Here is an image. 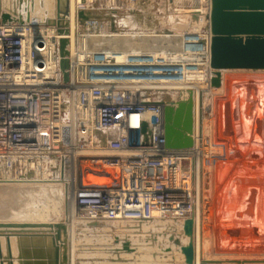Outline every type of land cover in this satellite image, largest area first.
Listing matches in <instances>:
<instances>
[{
    "label": "built area",
    "instance_id": "obj_1",
    "mask_svg": "<svg viewBox=\"0 0 264 264\" xmlns=\"http://www.w3.org/2000/svg\"><path fill=\"white\" fill-rule=\"evenodd\" d=\"M206 1L205 18L210 10ZM138 2L87 0L76 5L75 43L67 47L68 81L60 66L63 36L55 25L56 15L45 24L34 16L28 20L30 12L21 16L0 9L1 186L61 184L71 201L70 218L81 223L140 224L159 212L173 218L185 210L184 194L194 197L190 190L197 162L209 169L223 149L199 131L192 148L167 149L164 107L177 99L175 92L188 88L189 76L206 70L204 62L184 60L182 55L201 54L210 61L211 33L208 25L200 33H114L112 15L110 22L92 16L98 7L116 14ZM80 12L89 18H79ZM3 13L11 19L4 21ZM151 35L168 39L150 51L133 49L139 37ZM195 35L199 50L191 49ZM125 38L131 42L127 47L115 41ZM206 97L202 95L201 108L211 113ZM86 150L89 157L81 155ZM87 160L116 170L118 183L83 184L81 164Z\"/></svg>",
    "mask_w": 264,
    "mask_h": 264
},
{
    "label": "rangeland",
    "instance_id": "obj_2",
    "mask_svg": "<svg viewBox=\"0 0 264 264\" xmlns=\"http://www.w3.org/2000/svg\"><path fill=\"white\" fill-rule=\"evenodd\" d=\"M203 1L204 0H180V1L179 0H139L137 5L126 6L124 9H122L120 12H118L116 14H112L111 12L105 11V10H103L97 6L98 8H96L95 10L92 11V16H95V17L99 18L100 20L109 21V17L112 15V17H114V19H113L114 29H115L114 33L129 34V33L141 32L143 34H151V33L161 34L162 32L182 33V32H187V31H198V33H200L201 30L205 27V25H208L207 24V18H204L203 16H201L203 14H201L200 16L196 15V17H195V15H192L190 10L191 9H201L204 11L205 6H203ZM7 2L11 3V5L13 4L12 3L13 0H7ZM11 5H9V7H11ZM52 5H53V3H52ZM6 7L8 8V5ZM51 9L52 10H49L50 13H48V16L50 15L51 17L50 16L49 17L52 19V17L53 16L55 17V15H56V5L54 4V6L51 7ZM181 20H183V22H180ZM193 29H195V30H193ZM104 31H107V28L104 29ZM134 31H137V32H134ZM228 73L230 74V75L228 74L229 76H233V75L240 76L239 74L245 73V72H241V73L236 72L235 74L231 73V72H228ZM246 73H248V72H246ZM249 73H251V72H249ZM225 75H227V74H225ZM241 76L242 77H248L247 79L250 78L252 81L251 80L247 81V79H245V80H242V81H245L244 83L241 81H236L237 84L232 83V86H230L232 91L231 90L228 91V88H225L226 89L225 91L227 94L224 93L225 92L224 90H222V93H224L226 95V97L227 96L232 97L231 95H233V97H232L233 100L235 99V101H239L240 103L245 101L244 100L245 95L246 96L250 95V97H252L254 95H257L264 88V76L263 75H261V74H252V75L244 74L243 75L242 74ZM253 79L257 80V81H254ZM233 80H234V77L233 78L231 77V81H233ZM249 82H251V83L254 82L256 86H248L247 87L248 89L246 90V84H248ZM232 87L234 90L232 89ZM235 88H236V90H235ZM217 89H219V88H217ZM230 91L232 92L231 94H230ZM240 91H243V92L241 93ZM224 94L219 95V98L225 99ZM241 95L243 97H241ZM221 96H223V97H221ZM169 98H170V96H169ZM245 98H247V97H245ZM225 104L227 105V103H225ZM234 105L235 104H233V107H234ZM263 120H264V117H263ZM262 125L264 126V124H262ZM263 134H264V129H263V132L261 133L262 137L264 136ZM246 139H248V137L247 138H241L239 140L243 141ZM258 140L260 141V138H258ZM263 140H264V138H263ZM227 141L232 142V140H230L229 138ZM253 142H255V141L254 140H246L245 144H243V145L240 144L241 146L236 148V150L240 148L239 151L237 150L240 153V151L242 150V148H241L242 146L244 148H249V150H251L252 147L255 148V146H253V145H257L258 146L257 148H259L257 152H260V155L264 154V144H261L260 143L261 141L258 143H253ZM259 144H261V145H259ZM226 148H228L227 145H226ZM254 148H252V149H254ZM260 150H262V151H260ZM230 153H232L231 150H230ZM262 168H264V166ZM247 170H249V169L247 168ZM82 172H83V177H82L83 184H87L89 182H97L103 178V174L100 171H93V170H90L89 168L82 167ZM219 175H218V177H219ZM210 179L211 178L207 179V183L209 185V188L211 186V183L209 182ZM245 179H244V181H246V180L250 181L251 180L250 178H247L246 180ZM256 181H258L260 183L259 185L261 186L264 183V173H263L262 178L258 179ZM207 183L204 187V191H206V189H208ZM102 184L105 185L104 183H102ZM20 187H22V188H20ZM46 187L49 188L50 186H45V187L43 186L42 187L41 185H37V186L22 185V186L11 187V186H1L0 185V223L20 224V222L24 220V221H27V222L33 223V224L36 222L38 224L45 223V222H57L58 224H62V225L66 224L67 225V223L70 221V219L67 222L66 205H64L65 203H63L62 205L59 206V204H57V199L53 198L52 195H51L50 199L46 200L44 197L45 191L42 190L43 188L46 190L47 189ZM262 187H263V192H264V184L262 185ZM12 188H17V189H12ZM206 193H207V191H206ZM206 193H205V197H207ZM45 194H47V192ZM261 206L263 208L261 210V212L264 213V202H263V204H261ZM64 208H65V210H64ZM31 210H32V212H31ZM64 211H65V213H64ZM32 213H34V215H36V213H38L41 217H38L39 215L38 216H32ZM205 213L206 212H204V215H205L204 217H206L205 221H206V223H209L211 220L210 219H208L209 221L207 220V214H205ZM29 214H31V215H29ZM220 220L221 219L219 218L218 223H220ZM108 223H109V225L110 224L112 225L113 222L112 223L106 222V224H108ZM52 224H54V223H52ZM98 224H105V223L96 222V223H84L83 224V223L77 221L76 227L78 229L73 228V231L69 229V225H67V226L65 225L66 228L61 230V240H59V241L56 240V229L51 228L50 224H49L50 226H48V225H36L37 227H35V228H24V229L23 228H16L18 230L14 229L12 227V228H7L6 230L0 229V231L1 232L3 231V237H5V238H7V236L22 237V240H24V242L28 243L27 245H29V244L31 245V243H29V241H30L33 243L32 245L37 246V249L46 250L48 252V255L45 254L44 257L50 258V259H48V260H50V262H48L49 264H58V262L60 263V261H62L61 262L62 264H70L71 256L74 257L75 264H158L159 262L162 263V261H164L165 264H167V262H168V264H185V259H183L184 256H183V254H180L181 252H179L178 247H176L177 244H176V246H174L175 242L173 243L172 238L168 237V235L164 234L167 232L168 233L169 232L175 233V232L171 231L169 229V227H166L167 228L166 230H164L163 228L162 229H153L152 228L153 229V231H152V229H150L151 225H152V227L155 226V228L157 227V225H155L154 223H140V225L146 226V228H148L151 231V232L150 231L145 232V228H143V229L140 227L137 228V226L139 224H131L128 222H123V223L118 224L119 226H121L120 228L115 229V228L111 227L112 230H109V229L104 230V228H101ZM93 226L95 228H92ZM167 226L171 227V225H167ZM209 226L210 227H207V229L210 231L205 233L206 239H207L206 249L208 248L209 252H210V250H213V248H214V250L216 249L217 252H227L229 250H235L238 248V246H236V245L234 246L233 243L226 240L228 237L227 233H225L227 231V226H226V224H225V226H222L221 223H220V226L218 224L220 231H219V235L216 234L218 236L217 237L218 243H217V246H215L216 245L214 243L215 241L214 240H213L214 242L212 241V238L215 234V231H214L215 226L212 225L213 229H211V227H212L211 225H209ZM223 227H224V229H223ZM13 230H15V231H13ZM25 230H27V231H25ZM129 230L134 231L132 234H139V233L143 234L144 232L145 233L142 236L138 237L139 240L138 239L135 240L137 237L136 238L133 237L134 241H132L133 239L130 236H133V235L131 234L129 236L128 235L129 233L126 234V232H124V231H129ZM18 231H21V232H18ZM154 231H156V232H154ZM162 231H164V232H162ZM123 233L126 234L127 239H128L126 241L124 240V242H129V243L131 242L130 246H132V244L143 245V247H142L143 249L140 251V249L136 248L137 245H133V247L136 248V251L132 250L133 253L123 251L122 250V244H120L117 241L118 238H116V236H118V235L120 237L124 236L125 234H123ZM160 233H161V235H160ZM162 233H163V235H162ZM150 234H151V236H150ZM223 234H226V235H224L225 238L222 241V240H220V237L223 236ZM1 237L2 236L0 235V238ZM73 238H74V241H73ZM213 239H215V238H213ZM183 242L186 243L187 240H185V241L183 240ZM211 242H212V244H210ZM249 243H245L244 246H247V247H245L244 251L251 250L249 247H251L252 245ZM23 244H25V243H23ZM157 244H159V245H157ZM261 245L264 246V242ZM170 246L173 248H171ZM32 248H35V247H32ZM171 251L174 253L176 252L175 254L177 256H179V258H178L179 260H176L177 259V256H176V259H175L176 263H173L174 260L173 259L171 260L170 256H167V255L163 256L166 252L168 253ZM121 253L123 255L126 254V256L120 258L118 255ZM134 253H135V255H134ZM210 253H212V252H210ZM130 254L134 255V256L127 257V255H130ZM219 254H221V253H219ZM136 256L138 257V259ZM60 257H61V259H60ZM7 258L10 260V257L8 255V248H7ZM52 258H53V261L51 260ZM173 258H174V255H173ZM181 260L183 263L181 262Z\"/></svg>",
    "mask_w": 264,
    "mask_h": 264
},
{
    "label": "bare ground",
    "instance_id": "obj_3",
    "mask_svg": "<svg viewBox=\"0 0 264 264\" xmlns=\"http://www.w3.org/2000/svg\"><path fill=\"white\" fill-rule=\"evenodd\" d=\"M87 0H69V7H70V37H71V42H69V44L71 46H73V44L75 43V12H76V5L79 4V3H84L86 2ZM180 1V0H179ZM210 2V0H209ZM13 4L11 5V3L7 2V0H0V9L1 10H5L4 8H7L6 6L8 5H11V8H7V10H12V11H17L18 13H22L21 16H24V14H26V12H30V15L31 16H34V19H36V21L38 22H42L45 24L49 23L51 21V16L49 17L48 16V13H50L49 10H52L51 7L54 6V4L56 5V0H31V2H22V1H19V0H13L12 2ZM25 3V4H24ZM53 3V5H52ZM207 3L206 0L203 1V6H205ZM201 7V6H200ZM206 9V8H205ZM205 9L204 11L201 10V9H191V13L192 15H201L205 18ZM187 14V13H186ZM54 17V16H53ZM202 17V18H203ZM185 21V20H184ZM163 22V21H162ZM180 22H183V20H181ZM124 23V22H123ZM181 24V23H180ZM187 24V23H186ZM125 25V24H124ZM134 32H137V31H134ZM202 32V30H201ZM184 33V32H182ZM138 35H135V36H131V37H137ZM168 36H165V37H160V36H156V35H151V36H144V38L142 37H139L140 38V41L138 43V47L136 48H133L138 51H142V50H145V51H150L149 49H152L154 47H157L158 44H161V43H164V41H167V40H163V39H168L166 38ZM195 39V43H192L191 44V49H197L199 50L200 49V43L197 42V37L195 35V37H193ZM125 41H122L120 39H117L115 41H119L121 42V44L123 46H128L127 44L128 43H131L129 42L126 38L124 39ZM169 41V40H168ZM182 42V40H180V43ZM137 44V43H135ZM182 45V43H181ZM185 47V45H184ZM182 59H189L193 62H198V64H201L202 62L205 63V66L207 67L206 70L204 72H196L194 74V76H189V80H188V83L185 85V87H188L187 89H185V91H193L194 92V100H195V104H194V110H195V131H199L202 135H204V137L206 135H209L212 143L214 142H217L218 144H221V147L223 149V155L221 154L219 156V158L216 160V162L213 164L212 167H210L209 169H206V168H203V163L201 160H199L197 162V166H198V169L197 170H194L195 171V174L192 175L194 177V189H191L190 190V193H192V191H194V197L192 198V195H190V197H188V193L184 194V196L186 197V201H185V210H179L177 211V216H173V218L169 217V216H164L161 212L157 213L156 217L150 221H147V222H143V223H154L155 225H157V227L155 228L152 227L151 225V228L150 229H164L166 230L167 228L166 227H169V229L175 233H164L165 235H168V237H171L172 238V241L173 243L175 242V245L177 244L176 247H178L179 249V252H181L180 254H183L182 251H181V247L184 246V245H188L190 243V240H191V237H188L187 235H185L184 231H183V223L186 219H193L194 220V223H195V233H194V245H195V249H196V260H197V263L199 264L200 261L203 259V260H211L210 258H208L210 256V252L208 251V248L206 249V243H207V239H206V234L207 232H209L210 230L207 229V227H210L209 223H206L205 221V218L204 217V212H206L205 214H207V216H210L212 210H211V202L209 200V204L205 202V199H207L205 197V193L206 191H204V187L207 183V179L211 178L210 179V183H211V186L210 188L212 187L213 188V181H214V186L218 187V189H221L223 186L221 184V168H220V164L221 162L229 157H231L233 159V157L237 158V157H242L243 154H247V152L249 153H255V151H258L259 148H257L258 146H255L252 147L254 149L252 150H249V148H244L243 146L241 147L242 149L244 150H247L246 152L244 151H240V153L238 152L240 150L236 148H238L239 146H241L242 144L240 143V140L236 137L238 134H243L242 132H247V128H251V130H254L253 127H250L248 125H245L243 126V122L242 124L240 125H237L238 123H241V117L239 115V112L238 109L241 108V106H244L245 105V101H246V98L247 97L246 95L244 96V102H239V101H235V99L233 100V95H231L232 97L230 96H227L224 94L226 93V89L225 88H228V91L231 90L230 86H232V83L233 84H237L236 81H241V82H245V81H242V80H245L247 79L248 77H242L241 75L243 74H247V75H252V74H256L255 72H251L249 73V71H224L222 73V81H221V86L219 87V89L213 87L211 85V78L213 77V70L210 68V61L208 59V56L206 58V56H202L201 54H198L196 56H191V57H183L182 55ZM228 72H231V73H238V72H245V73H241L239 74L240 76H237V75H233V76H229L230 74ZM248 72V73H246ZM227 74V75H225ZM229 74V75H228ZM254 76V75H253ZM264 76V75H263ZM225 77V78H224ZM231 77L233 78L234 77V80L231 81ZM250 77V76H249ZM257 77V76H256ZM263 78V77H262ZM255 79V78H254ZM253 79V80H254ZM248 80H251L250 78L247 79ZM206 81H210L209 83V86L208 87H205L203 86ZM252 81V80H251ZM254 81H257V80H254ZM239 86V85H238ZM243 86V85H242ZM256 86V85H255ZM233 89V87H232ZM222 90H224L225 92L222 93ZM234 90V89H233ZM236 90V88H235ZM232 91V90H231ZM230 91V94L232 93ZM244 91V90H243ZM243 91H240L241 93ZM179 92H175V94L177 95ZM224 94L225 95V99L223 98H219V95H222ZM227 94V93H226ZM202 95H207V97L210 98V101H211V104H210V109H211V113L208 112L209 108L207 109V111H202ZM239 95V94H238ZM207 97H206V100H207ZM223 97V96H221ZM241 97H243L241 95ZM250 101V100H249ZM251 102V101H250ZM203 108L205 107V104L206 102H203ZM227 103V105L225 104ZM255 103V102H254ZM233 104L234 107H233ZM244 104V105H243ZM257 105V103H255ZM259 106V105H258ZM249 107V106H248ZM257 107V106H256ZM234 108V109H233ZM244 108V107H243ZM242 108V109H243ZM252 108H253V105H252ZM70 109V108H69ZM242 109H241V112H242ZM245 109V108H244ZM246 109H248L246 107ZM257 109V108H256ZM260 110V109H259ZM238 111V113H237ZM244 111V110H243ZM250 111V110H249ZM252 111V110H251ZM253 111H256V110H253ZM258 111V110H257ZM240 112V113H241ZM260 112V111H259ZM244 113H246L244 111ZM254 113V112H253ZM69 115H71V109L69 110ZM249 115H250V112H249ZM255 115V114H254ZM245 116V115H244ZM263 116V115H262ZM261 116V117H262ZM246 118V117H244ZM262 119V118H261ZM243 121H246V120H243ZM230 132H236L235 135H233L232 133ZM198 133V132H197ZM196 133V134H197ZM199 134V133H198ZM228 138L230 140H232V142H228ZM199 140V139H198ZM214 141V142H213ZM199 141H196V147H197V143ZM241 144V145H240ZM263 144V143H262ZM226 145L228 148H226ZM261 145V144H259ZM245 146V145H244ZM247 146V145H246ZM263 147V146H262ZM261 148V147H260ZM230 150L232 151V153H230ZM262 151V150H260ZM229 154H228V153ZM98 154V153H96ZM101 154V153H100ZM82 156H85V157H89L90 156V152L88 150L82 152L81 154ZM229 155V156H228ZM255 156V155H254ZM257 156V155H256ZM264 156V154L260 155L257 159L258 161L256 162H251L249 160H245V161H242V162H245L246 165H252L254 164V167L255 165L256 166H264V157H263V160H262V157ZM245 157V156H244ZM247 157V156H246ZM253 157V156H252ZM204 158V157H203ZM230 159V158H229ZM256 159V160H257ZM231 160V159H230ZM235 160V159H234ZM237 160V159H236ZM241 160V159H240ZM244 160V159H243ZM251 160V159H250ZM253 160V159H252ZM230 163V162H228ZM224 164V163H222ZM81 168L82 167H86V168H89L90 170H93V171H100L102 174H103V178L100 179L99 181L97 182H89L87 183L86 185H98V186H113V185H116L118 183V175H117V171L110 168V167H107L101 163H98L96 166L92 165L90 163L89 160L85 161V162H82L81 164ZM230 165V164H229ZM228 166V165H227ZM235 166V165H234ZM262 166V167H263ZM236 167V166H235ZM234 167V168H235ZM203 168V169H202ZM223 168V166H222ZM232 168V169H234ZM224 169V168H223ZM226 169H228L226 167ZM254 169V168H253ZM264 169V168H263ZM229 171V170H227ZM76 173V171H75ZM225 173V172H224ZM220 174V175H219ZM227 174V172H226ZM73 173L70 172V176H69V173L67 174L66 176V180H69L71 177H72ZM219 175V177H218ZM211 176V177H210ZM224 176V175H223ZM226 176V175H225ZM224 178V177H223ZM247 179V178H246ZM229 181V180H228ZM263 181V180H262ZM223 182V181H222ZM102 183H104L105 185H103ZM255 183V182H254ZM264 184V183H263ZM262 184V185H263ZM261 185V187H262ZM41 186L45 187V186H50L49 188L46 187L47 189L45 190L44 188L42 189L43 191H45V193L47 192V194H45L44 192V197L46 200L50 199L51 195L53 198H56L57 199V204L62 205L63 203H65L64 205H66V212L68 214V211H69V214L71 215V208H70V204H71V201L70 198L68 199V193H67V189H65L64 186H62L61 184H41ZM68 186V185H67ZM225 186V185H224ZM11 187H16V186H11ZM29 187V186H28ZM216 187V188H217ZM250 187V186H249ZM259 187V186H258ZM22 188V187H20ZM24 188V187H23ZM51 188V189H50ZM53 188V189H52ZM224 188V187H223ZM10 189V188H9ZM12 189H17V188H12ZM260 189H263L260 188ZM11 190V189H10ZM24 190V189H23ZM222 192V191H221ZM41 200V199H40ZM38 201V200H37ZM56 201V200H55ZM47 202V201H46ZM208 209V210H207ZM37 210V209H36ZM65 210V208H64ZM32 212V210H31ZM215 212V211H214ZM65 213V211H64ZM176 212H173V214H175ZM215 214V213H214ZM31 215V214H29ZM28 215V216H29ZM39 214L36 213V215H34V213H32V216H38ZM171 215V214H170ZM38 217H41L40 215ZM215 217V216H214ZM207 219H209L207 217ZM216 220H218L217 218V213H216V217L214 218V221H210L211 222V226L213 224L214 227V231L216 232L217 230V225H216ZM77 221H75L72 217L70 218V221L67 223V225H69V229L73 231V228H77L76 227V223ZM54 223V224H52ZM120 223H123L122 221H118V222H113L112 225L109 223L108 224H98L101 228H104L105 229H109V230H112V228H120L121 226H119L118 224ZM10 224V223H8ZM54 226L56 224H58L57 222H45V223H40L38 224L37 222L36 223H29L27 221H21L20 224H15V225H48V226ZM84 224V223H83ZM117 224V225H116ZM153 224V225H154ZM66 225V224H65ZM66 225V226H67ZM89 225V224H88ZM146 225V224H145ZM167 225H171L170 226H167ZM118 226V227H117ZM213 226L211 227V229H213ZM99 227V228H100ZM112 227V228H111ZM140 227V228H145V232H148L150 231L148 228H146V226L144 225H138L137 228ZM80 228V227H79ZM92 228H95L94 226ZM100 228V229H101ZM16 229V227L14 228ZM24 229V228H23ZM78 229V228H77ZM76 229V230H77ZM148 229V230H147ZM152 229V231H153ZM6 230V229H5ZM18 230V229H16ZM97 230V229H96ZM120 230V229H119ZM135 230V229H134ZM219 230V229H218ZM15 231V230H13ZM130 231V230H129ZM129 231H124L126 232V234H128L129 236L134 232L133 230H131L130 232ZM144 231V230H143ZM157 231V230H156ZM154 231V232H156ZM144 232V233H145ZM151 232V231H150ZM164 232V231H162ZM139 233V232H138ZM143 233V234H144ZM159 233V232H158ZM81 234V233H80ZM122 234V233H121ZM125 234V233H123ZM126 234L122 237H120L119 235L116 236L117 241L122 244V242H124V240H128L127 239V236ZM142 233H139V234H132L133 236H130L132 237H137L135 240L138 239L139 236H142L143 235ZM152 234V233H151ZM150 234V236H151ZM117 235V234H116ZM161 235V233H160ZM163 235V233H162ZM19 236V235H18ZM74 236V235H73ZM72 236V237H73ZM76 236V235H75ZM15 237V236H13ZM155 237V236H154ZM16 239H13L14 242H11L10 240V245L12 247V250L14 251V248L13 245H16L17 244V247H19V245H21L22 249H25L26 247L28 248H31V246H35V245H32L33 243L29 241V243H31V245H27L28 243L24 242V240H19V239H22V237H15ZM212 238V237H211ZM210 238V239H211ZM24 239V238H23ZM156 239V238H155ZM158 239V238H157ZM209 239V238H208ZM111 240V239H110ZM139 240V239H138ZM183 240H187L186 243L183 242ZM73 241H74V238H73ZM83 241V240H82ZM134 241V239L132 240ZM211 241V240H210ZM25 243V244H23ZM112 243V242H111ZM131 243V242H130ZM138 243V242H137ZM165 243V242H164ZM171 243V242H170ZM184 243V244H183ZM6 244H7V239H6ZM151 244V243H150ZM212 244V242L210 243ZM133 245H137V249H140V251L143 249V245H138V244H132L131 246V249L133 251H136V248L133 247ZM159 245V244H157ZM164 245V244H163ZM146 246V245H145ZM144 246V247H145ZM212 246V245H211ZM171 247V246H170ZM210 247V246H209ZM156 248V247H155ZM165 248V247H164ZM163 248V249H164ZM173 248V247H171ZM75 249V248H74ZM170 249V248H169ZM177 249V248H176ZM41 250V249H40ZM132 250L129 252L131 253ZM12 251V253H13ZM158 251V250H157ZM237 251V250H236ZM126 252V251H125ZM165 252V251H164ZM73 253V252H72ZM117 253V252H116ZM123 253V252H122ZM121 253V254H122ZM133 253V252H132ZM139 253V252H138ZM151 253V252H150ZM158 253V252H157ZM161 253V252H160ZM174 252H166L163 256H170L171 260L173 259V263H176L175 259H176V252L173 254ZM119 254L118 256L121 258V257H124L126 256L125 255H121ZM77 255V254H76ZM135 255V253H134ZM134 255H127V257H132ZM138 255V254H137ZM173 255H174V258H173ZM113 256V255H112ZM116 256V255H115ZM148 256V255H147ZM150 256V255H149ZM162 256V257H163ZM184 256V255H183ZM244 256V255H243ZM15 257V256H14ZM137 257V256H136ZM114 258V257H113ZM117 258V257H116ZM168 258V257H167ZM179 256H177V259L176 260H179L178 259ZM3 259H4V255H3ZM115 259V258H114ZM118 259V258H117ZM127 259V258H126ZM130 259V258H129ZM132 259V258H131ZM138 259V257H137ZM164 259V258H163ZM184 259V258H183ZM261 259H264V257H262ZM261 259H240V258H237V259H233V260H240V261H255V260H261ZM170 260V259H169ZM215 260H218V259H215ZM4 261V260H3ZM129 261V260H128ZM221 261V260H220ZM231 261V260H229ZM48 262V261H47ZM62 261H60L59 264H62L61 263ZM142 262V261H141ZM152 262V261H151ZM182 262V260H181ZM160 263V262H159ZM158 263V264H159ZM170 263V262H169ZM183 263V262H182ZM4 264H7L6 262H4ZM70 264H75V260H74V257L71 256V260H70ZM160 264H165L164 261H162V263ZM168 264V262H167ZM186 264V263H185Z\"/></svg>",
    "mask_w": 264,
    "mask_h": 264
},
{
    "label": "water",
    "instance_id": "obj_4",
    "mask_svg": "<svg viewBox=\"0 0 264 264\" xmlns=\"http://www.w3.org/2000/svg\"><path fill=\"white\" fill-rule=\"evenodd\" d=\"M22 1V0H20ZM196 17V16H195ZM4 21L11 19L8 13H3ZM31 19L29 13L28 20ZM79 18L87 19L89 14L79 13ZM69 0H56V22L58 33L63 37L59 42L61 70L64 80H69V51L70 35ZM197 19V18H196ZM208 30L211 33L210 68L213 70L211 85L221 86L224 71L264 72V0H210V10L207 14ZM34 40H38L34 30ZM176 100H170L164 107L165 146L171 150H185L194 146L195 110L194 92L181 91ZM143 131H146L144 126ZM69 199V196H68ZM70 201V200H69ZM67 222L69 211L66 212ZM35 228L36 225H15L0 223V229ZM56 229V240H61V230L65 225L51 226ZM195 223L186 219L183 223L185 235L191 237L190 243L181 247L186 264H198L194 245ZM27 231V230H25ZM21 232V231H18ZM3 235V231H0ZM8 255L12 258L10 236H7ZM122 250L130 252L129 242L122 243ZM0 264H4L0 239ZM57 263V262H56ZM10 264H13L11 262ZM59 264V262H58ZM199 264H264V259L255 261H220L201 260Z\"/></svg>",
    "mask_w": 264,
    "mask_h": 264
},
{
    "label": "crops",
    "instance_id": "obj_5",
    "mask_svg": "<svg viewBox=\"0 0 264 264\" xmlns=\"http://www.w3.org/2000/svg\"><path fill=\"white\" fill-rule=\"evenodd\" d=\"M255 73L264 75V72H255ZM248 86H255V83L249 82L248 84H246V90L248 89L247 88ZM245 102H243L245 103V105L243 104L244 106H241V108L238 109V111L241 112V109L243 107L245 108V109L244 108L242 109L241 113L239 112V115L241 117V123H238L237 125H240L243 122V126L248 125L250 127H253L254 130H251V128H247V132H242L243 134H240V135L238 134L236 137L238 139L248 137V139L246 140H254L255 142L253 143H258L261 141L260 143L264 144V140H263L264 136L263 137L261 136V133L263 132V129H264V126L262 125L264 124V120H263V117H264V88L257 95H254L252 97H250V95L249 96L247 95ZM254 102L257 103V105ZM252 105H253V108H252ZM246 107L248 109H246ZM243 110L246 113H244ZM253 110H256V111H253ZM249 112H250V115H249ZM243 120H246V121H243ZM230 133L235 135L236 132L235 133L230 132ZM258 138H260V141L258 140ZM246 140H243V141L240 140V143L243 145L245 144ZM253 146H257V145H253ZM242 151L246 152L247 150L242 149ZM259 156H260V152L255 151V153L247 152V154H243L241 158L233 157L232 159L231 157H229L231 159L230 160L229 158L226 157L224 162L222 161L220 164L221 173L223 172L221 175V184L224 188L222 187L221 189H218L217 186L216 188L214 186V181H213V188L206 189L207 191L206 196L211 202V210H212L210 216H207V217L210 220L214 221V218L216 217V213H217L218 220H216V225L218 226L219 224L220 226V223H221L222 226H225L226 224L227 231L225 233H227V236H228L226 240L233 243L234 246L235 245L238 246L237 249L229 250L227 252H217V250L216 249L214 250L213 248V250H211L212 254H210V256L208 257L211 260L218 259L221 261H229V260H233L237 258L261 259L262 257H264V246L261 245L264 242V213L261 212V210L263 209L261 204H263L264 202V192H263V189H260L261 188V186L259 185L260 183L256 181L262 178L264 169L262 168V166L255 165L254 167V164L246 165L245 162H242V161H245L248 157L249 158L247 160L251 162H256L258 161L257 158ZM263 157H262V160H263ZM222 166L224 169L222 168ZM226 167L228 169H226ZM247 168L249 170H247ZM245 178H250L251 180L247 181ZM244 179L247 182L244 181ZM219 218L221 219L220 223H218ZM209 224L211 225L210 222ZM219 226L213 236V238L215 239L212 238V241L213 240L215 241V242L213 241L216 244L215 246H217V243H218L217 235H219V231H220ZM224 235L226 234H223V236L220 237V240L223 241V239L225 238ZM1 236L2 237L0 239H1L2 255H4L3 260L7 264H10L11 262H13V264H49L48 262H50V260L48 259L50 258L44 257L45 254L48 255V252L46 250L37 249V246H31V247H35L32 249L28 247H26L25 249H22L21 245H19V247H17V244L13 245V247L15 248L13 251L11 247V253L12 251L13 253H12V258H10L9 260L7 258L6 238L3 237V235ZM15 237L10 236L11 242H14L13 239H16ZM19 240H22V239H19ZM245 243H249L252 245L251 247H249L251 250L244 251L245 247H247V246H244ZM51 260L53 261V258ZM0 262H1V259H0Z\"/></svg>",
    "mask_w": 264,
    "mask_h": 264
}]
</instances>
